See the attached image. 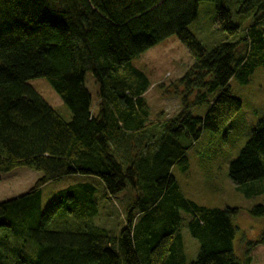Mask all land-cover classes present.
I'll list each match as a JSON object with an SVG mask.
<instances>
[{
    "label": "trees",
    "instance_id": "trees-1",
    "mask_svg": "<svg viewBox=\"0 0 264 264\" xmlns=\"http://www.w3.org/2000/svg\"><path fill=\"white\" fill-rule=\"evenodd\" d=\"M222 1L0 0V179L18 168L42 174L26 194L0 202V230L8 231L0 264L253 263L264 240L244 258L234 250L242 210L188 200L173 176L188 170L205 132L231 129L243 103L230 81L247 84L264 67V0H232L238 17L219 5L217 23L234 41L208 50L189 31L201 3ZM172 36L194 63L172 84L180 112L152 121L148 80L130 64ZM88 73L100 88L95 116ZM36 79L48 80L71 120L30 84ZM71 176L82 180L42 211L43 188ZM229 178L248 197L263 191L264 119ZM128 193L120 229L99 224L102 206ZM248 215L264 220V205ZM187 230L200 244L194 260Z\"/></svg>",
    "mask_w": 264,
    "mask_h": 264
},
{
    "label": "rangeland",
    "instance_id": "rangeland-1",
    "mask_svg": "<svg viewBox=\"0 0 264 264\" xmlns=\"http://www.w3.org/2000/svg\"><path fill=\"white\" fill-rule=\"evenodd\" d=\"M232 0H223L220 4L203 2L200 4L196 21L189 26V31L208 50L216 48L226 41H234L232 36L222 31L217 23V9L220 6L230 9L237 14L239 4ZM194 60L187 47L177 36H172L165 42L146 52L140 59L133 61L130 71L142 72L149 83L144 97L150 110L152 121L157 118H170L181 110L179 96L174 94L172 84L184 77L193 66ZM30 84L37 92L54 107L66 120H71L72 113L61 97L46 79H36ZM85 85L92 95V113L98 114L99 85L94 76L88 73ZM232 95L242 101L240 113L232 120L231 129L227 132H205L201 139L188 153L189 168L182 170L174 168L173 176L176 178L184 197L199 205L210 208H239L242 210L234 217V224L238 227L234 240V250L237 256L244 258L246 253L264 240V220L248 215L255 207L264 205L263 191L254 197H248L229 178V167L240 154L253 135V131L264 119V67L256 68L250 81L244 84L234 77L230 81ZM207 107L201 112L193 113L203 115ZM42 174L28 168H18L15 171L1 175L0 202L26 194ZM82 180L71 176L58 183H50L43 188L41 210L57 202L60 192ZM131 199V195H120L117 203L105 205L99 219V224L118 231L124 220L123 209ZM0 239L7 238L8 231L0 230ZM186 251L191 260L197 258L200 244L193 239L188 230L185 232ZM196 254V255H195ZM252 264H264V244L255 247Z\"/></svg>",
    "mask_w": 264,
    "mask_h": 264
}]
</instances>
